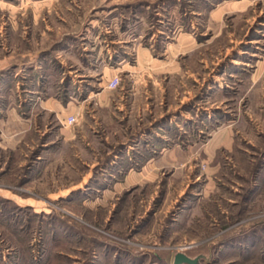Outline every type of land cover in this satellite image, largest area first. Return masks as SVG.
<instances>
[{"label":"rangeland","instance_id":"1","mask_svg":"<svg viewBox=\"0 0 264 264\" xmlns=\"http://www.w3.org/2000/svg\"><path fill=\"white\" fill-rule=\"evenodd\" d=\"M178 253L264 264V0H0V264Z\"/></svg>","mask_w":264,"mask_h":264},{"label":"built area","instance_id":"2","mask_svg":"<svg viewBox=\"0 0 264 264\" xmlns=\"http://www.w3.org/2000/svg\"><path fill=\"white\" fill-rule=\"evenodd\" d=\"M120 84V77L115 76L111 78L108 82V88L109 89H116ZM77 122V117L75 115H69L67 117V123L68 124H74Z\"/></svg>","mask_w":264,"mask_h":264},{"label":"crops","instance_id":"3","mask_svg":"<svg viewBox=\"0 0 264 264\" xmlns=\"http://www.w3.org/2000/svg\"><path fill=\"white\" fill-rule=\"evenodd\" d=\"M109 98V97H108ZM87 100V98L85 99V101ZM49 102H51L50 104H52V106L50 107ZM69 103V102H68ZM62 106V102L61 101H57L56 99H48L46 101L43 102L42 108L43 109H47L50 111H55V113L58 114V111L60 110V107ZM70 115H74V114H70ZM77 117V115H75ZM75 135H73L74 137Z\"/></svg>","mask_w":264,"mask_h":264},{"label":"water","instance_id":"4","mask_svg":"<svg viewBox=\"0 0 264 264\" xmlns=\"http://www.w3.org/2000/svg\"><path fill=\"white\" fill-rule=\"evenodd\" d=\"M175 263L176 264H181V263L196 264V261L189 258L187 255L183 253H178L175 257Z\"/></svg>","mask_w":264,"mask_h":264}]
</instances>
